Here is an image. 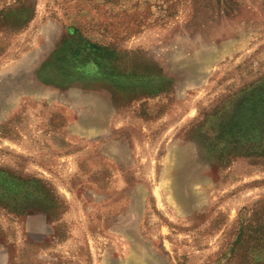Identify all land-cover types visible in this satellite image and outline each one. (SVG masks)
I'll use <instances>...</instances> for the list:
<instances>
[{
    "label": "rangeland",
    "instance_id": "374dc122",
    "mask_svg": "<svg viewBox=\"0 0 264 264\" xmlns=\"http://www.w3.org/2000/svg\"><path fill=\"white\" fill-rule=\"evenodd\" d=\"M0 264H264V0H0Z\"/></svg>",
    "mask_w": 264,
    "mask_h": 264
}]
</instances>
